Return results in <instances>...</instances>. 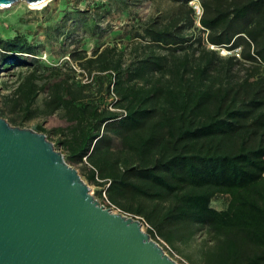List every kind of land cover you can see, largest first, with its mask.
I'll list each match as a JSON object with an SVG mask.
<instances>
[{
	"label": "trees",
	"instance_id": "16d2710c",
	"mask_svg": "<svg viewBox=\"0 0 264 264\" xmlns=\"http://www.w3.org/2000/svg\"><path fill=\"white\" fill-rule=\"evenodd\" d=\"M167 1L175 10L142 25L143 53L129 63L110 45L70 52L91 82L47 65L29 36H0V69L28 71L6 106L15 123L59 114L66 161L152 237L174 246L203 233L198 264H264V0H196L200 15L194 0ZM117 3L129 0L99 1L89 17L64 2L48 37L63 45L83 28L99 40Z\"/></svg>",
	"mask_w": 264,
	"mask_h": 264
},
{
	"label": "water",
	"instance_id": "95a60500",
	"mask_svg": "<svg viewBox=\"0 0 264 264\" xmlns=\"http://www.w3.org/2000/svg\"><path fill=\"white\" fill-rule=\"evenodd\" d=\"M0 264L179 263L140 221L101 206L45 133L0 115Z\"/></svg>",
	"mask_w": 264,
	"mask_h": 264
},
{
	"label": "rangeland",
	"instance_id": "374dc122",
	"mask_svg": "<svg viewBox=\"0 0 264 264\" xmlns=\"http://www.w3.org/2000/svg\"><path fill=\"white\" fill-rule=\"evenodd\" d=\"M99 1L107 0H52L42 8H33L26 2H18L9 8L0 7V36L7 37L15 36L16 34L29 36L37 44L41 45L40 59L42 61L49 66L61 68L64 73L72 75L75 79L86 83L92 81V76L85 72L79 63L71 58L69 55L71 51L86 48L90 55L95 45H99L100 47L106 45L115 46L125 51L126 63H129L138 54L143 53L145 40L137 36L139 33H142V25H145L150 19L162 17L176 8L167 0H129L127 6L120 3L115 4L111 8L110 13L107 14V17L100 22V27L104 30V33L99 40H94L91 32L83 28H80L71 38H68L63 45L54 38L48 37L49 15L52 14L50 22H58L59 16L56 11L62 3H66L65 10L67 11L73 10L76 6L81 11H88L87 13L91 17L95 12L93 8ZM190 4L194 6L197 14L200 15L201 7L199 2H190ZM196 25L199 27L198 22ZM71 27L72 22L68 25V28ZM186 33L196 37L200 36L198 29H187ZM62 37L63 35H61ZM202 44L208 48L218 50L219 55L222 57L232 55V52L225 48L213 47L205 41ZM157 51L161 52L160 50ZM70 69H73L75 72H71ZM27 73L28 71L25 67L21 69L19 66L0 69V115L13 126L36 130L37 125H42L46 131L47 138L54 144L55 149L62 152L65 156L66 153L59 144V133L55 132V129L66 127L68 124L59 114L17 123L12 121L13 115L6 106L5 98L13 93L21 77L27 75ZM44 98L45 94H41L38 104L43 105L42 101ZM110 100L111 97L108 98V102ZM69 165L78 170L83 181L89 186L90 193L97 200H101L102 196L99 194L101 187L88 179V169L82 164L69 163ZM224 203V197H219L214 200L213 204L218 208H223L225 206ZM125 215L132 218L135 217L129 213H125ZM149 228L147 225L142 226L143 231L146 233H149ZM205 237L201 233L196 239L188 243L178 242L173 246L159 236H151L164 249L165 253L179 264H198L199 251Z\"/></svg>",
	"mask_w": 264,
	"mask_h": 264
},
{
	"label": "built area",
	"instance_id": "2783aa9c",
	"mask_svg": "<svg viewBox=\"0 0 264 264\" xmlns=\"http://www.w3.org/2000/svg\"><path fill=\"white\" fill-rule=\"evenodd\" d=\"M214 47V46H213ZM238 50L239 49H236L235 52H237V55L238 54ZM84 161H86V158H84ZM109 185V184H107ZM102 189V188H101ZM101 200H98V202L100 203L101 206H103L105 209H109L111 212L113 213H119L121 212V214L125 215V213L123 211H121V209H119L115 204H113L108 196H107V193L105 190H103L102 192V195H101ZM127 216V215H125ZM128 217V216H127ZM136 218V220L140 221L141 225H147L148 227H150V225L145 221L144 218L140 217V216H135L134 219Z\"/></svg>",
	"mask_w": 264,
	"mask_h": 264
},
{
	"label": "bare ground",
	"instance_id": "6f19581e",
	"mask_svg": "<svg viewBox=\"0 0 264 264\" xmlns=\"http://www.w3.org/2000/svg\"><path fill=\"white\" fill-rule=\"evenodd\" d=\"M196 0L192 1L193 3H195ZM49 1H44L38 4H34V5H30L33 8H42L43 6H45ZM221 49V48H220Z\"/></svg>",
	"mask_w": 264,
	"mask_h": 264
}]
</instances>
